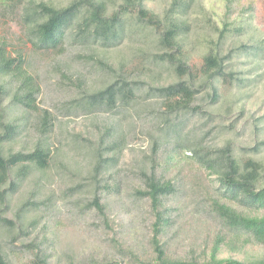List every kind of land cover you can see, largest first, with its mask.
I'll use <instances>...</instances> for the list:
<instances>
[{
	"label": "trees",
	"instance_id": "16d2710c",
	"mask_svg": "<svg viewBox=\"0 0 264 264\" xmlns=\"http://www.w3.org/2000/svg\"><path fill=\"white\" fill-rule=\"evenodd\" d=\"M154 1L0 0V10L18 13L31 50L48 53L39 71L0 43V264H12L14 250L36 257L33 248H50L74 195L84 198L79 214L92 213L89 225L113 234L116 251L81 264H264V255H220L264 247V163L252 157L264 139L239 154L230 139L215 142L227 127L210 125L215 117L202 109L207 99L231 114L244 96L224 98L221 85L253 81L234 60L263 53L252 1L221 0V14L202 0ZM194 51L199 66L190 64ZM77 118L80 129L71 126ZM140 136L145 150L121 162ZM121 198L147 214L144 250L124 246L113 229L109 211ZM200 218L216 229L198 244L183 230ZM20 239L29 242L15 246ZM175 239L188 249L171 247Z\"/></svg>",
	"mask_w": 264,
	"mask_h": 264
},
{
	"label": "rangeland",
	"instance_id": "374dc122",
	"mask_svg": "<svg viewBox=\"0 0 264 264\" xmlns=\"http://www.w3.org/2000/svg\"><path fill=\"white\" fill-rule=\"evenodd\" d=\"M253 4V13L251 15L253 30L256 34H260L264 38V0H250ZM205 8L212 9L215 13L221 14L222 12V2L221 0H202ZM161 0H155L151 6H158ZM244 4L247 1L243 2ZM0 10V43H5L7 50L14 54L13 51L21 50L29 61H31L32 69H39L41 71V66L43 62L47 59L48 53L37 52L34 53L31 50V46L26 42V38L23 34L22 26L20 23V18L18 13H6ZM247 14V13H245ZM220 17V16H219ZM218 16L213 15L215 20H218ZM235 64L238 63V68L244 71V75L247 78L252 79L242 89H237L234 85L229 83H224L220 87V93L224 98H230L241 93L244 98L239 103L240 106L235 108L234 111L225 115L221 113L218 115L214 111V105H210L206 99L202 105V109L211 112L215 120L211 124H222L227 127V133L225 136L219 135L215 138V142L221 143L223 138H228L232 141L235 151L241 154V147H249L255 145L261 139H264V44L263 53L261 57L250 60L245 55L237 57ZM201 63L200 52L194 51L191 56L190 64L194 66H199ZM201 94L204 95V92ZM238 104V105H239ZM242 107V108H240ZM240 108V109H239ZM202 117L199 119L198 116H194L191 122L202 123L206 119ZM82 118L75 119L74 123H71L76 129H80L82 126ZM217 129H215L216 131ZM214 132V130H213ZM147 146L146 137L140 136L136 141L129 144L128 149L123 153L121 162L125 164H130L133 158L140 155L141 150H145ZM133 149V151L131 150ZM254 158H259L264 163V149L257 156H252ZM58 183H54L53 190L58 193ZM59 194V193H58ZM57 194V195H58ZM80 198V199H79ZM69 203H71L70 198ZM73 199L78 201L75 205H82L83 199L79 195H74ZM122 199V198H121ZM123 201L115 203L109 211L110 217L115 220V225L113 229L118 232V238H122V243L126 247L135 248L136 250H144L147 248V236L149 227L147 225V214H142L138 211L136 204L128 202L127 199L123 198ZM60 205L61 199H59ZM68 205V204H67ZM73 205L70 214L67 211L62 214L61 220L63 221L62 226H58L55 230L54 237L50 236L51 247L47 248L46 251H42L41 248L45 245H38L33 248L36 257L33 253H29L27 250H14L11 251L10 259L12 264H40L42 257H40L44 252L49 253V264H81L86 262L89 258H99L103 257L107 253L116 254V251L112 248V243L110 238L113 236L112 233L106 236L103 232L102 227L100 230L92 228L89 224L91 219H93L92 213H88L86 216L79 214L78 208ZM69 208V206L67 207ZM146 217V218H145ZM145 218V219H144ZM212 223L210 219L200 218L198 221L193 220L192 224L187 225L184 228V233L187 236L194 234L197 237L198 244L201 243L205 229L210 227V230H214L215 224ZM26 229L32 230V226L26 227ZM42 236L43 231L38 227L31 231V237L35 240L34 242L38 244L39 238ZM49 236V235H48ZM124 238V239H123ZM13 241L15 246H22L23 242ZM29 240L24 241L28 243ZM171 247H178L179 250H187L188 245L178 246L180 243L178 239L170 241ZM239 250L230 251L229 248H223L220 255L228 256L232 255L235 257H249L256 255H264V247L257 245H239ZM10 250V249H9ZM34 259V261H33Z\"/></svg>",
	"mask_w": 264,
	"mask_h": 264
}]
</instances>
